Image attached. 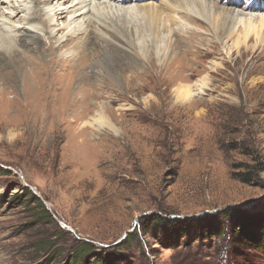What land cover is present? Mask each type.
I'll use <instances>...</instances> for the list:
<instances>
[{
  "label": "rangeland",
  "instance_id": "rangeland-1",
  "mask_svg": "<svg viewBox=\"0 0 264 264\" xmlns=\"http://www.w3.org/2000/svg\"><path fill=\"white\" fill-rule=\"evenodd\" d=\"M143 22L86 58L0 54V264H264V26L245 41L182 20L155 41L132 35ZM230 209L254 242L193 223Z\"/></svg>",
  "mask_w": 264,
  "mask_h": 264
},
{
  "label": "bare ground",
  "instance_id": "bare-ground-1",
  "mask_svg": "<svg viewBox=\"0 0 264 264\" xmlns=\"http://www.w3.org/2000/svg\"><path fill=\"white\" fill-rule=\"evenodd\" d=\"M228 1L230 6L224 8L225 5L220 0H217V3L216 0H164L161 4L156 0H0V54L14 57L18 50L15 51L12 44H18L30 47V50H35L34 53L50 56L49 60L57 59V55L64 59L70 57V53H65L67 50L78 51V56H84V53L80 54V44L93 43L97 46L107 41L97 32L109 35L114 40L117 38L133 44L128 35L125 38L122 36L127 32V29L122 27L124 23L117 29L116 26L121 21L131 23L137 16H142L144 22L140 27L135 26L139 27L135 29V35L130 28L132 35L141 37V31L145 30L155 41L164 31H171L172 27L182 20L195 25H199L201 21L210 22L218 26L214 29L229 36L238 34L236 25L240 23L243 27H240L238 35L243 40L246 41L251 35L259 37L264 26V7L256 9L261 5L258 3L260 0H250L252 3L256 1L255 4H248L247 0ZM219 2L222 5L218 4ZM241 2L246 4L245 11H262L259 17L261 29L251 19L247 21L243 15L246 13L241 8L237 9ZM41 31L48 35L50 45L45 37L40 35ZM41 45L46 46L44 52L42 49L38 50ZM202 82L196 89L190 85L181 86L178 92L188 97L193 92L203 91L207 86L206 83L202 85ZM100 118L102 119V116ZM95 121L92 119L87 123L96 124Z\"/></svg>",
  "mask_w": 264,
  "mask_h": 264
},
{
  "label": "trees",
  "instance_id": "trees-1",
  "mask_svg": "<svg viewBox=\"0 0 264 264\" xmlns=\"http://www.w3.org/2000/svg\"><path fill=\"white\" fill-rule=\"evenodd\" d=\"M34 199H36V196H34ZM45 212L50 214L47 210H45ZM220 216L225 217L227 219L226 222L221 221L219 219ZM220 216H217L213 219L208 218L207 220L201 219L193 223H196L198 225L197 227L200 226L208 234H211L212 236L230 233V230H232L238 235L239 238L242 239V241L254 242L253 240L257 239V237L253 234V232H251L249 229L246 228V225H245L246 223L243 221L242 218H240L239 215L236 214L235 210H231V209L226 210L222 212ZM157 218L163 219L161 216H158V215L147 216L146 222L143 223V225L141 226L144 229H146V225L148 226L149 224H152L154 221H156ZM168 223H169L168 231L171 232L172 235L175 237L176 236L178 237L179 233L183 231L182 229H184V231H187V229L190 227V226L187 227L184 225V228H182L183 225H181V222L179 219L169 220ZM126 240L130 243L135 242L138 245H142V242H141L142 240L140 236H138L137 232L129 233L126 236ZM93 249H94V245L92 243L86 242L82 244L81 249L76 250L75 253H77L79 256L88 255L90 252H92Z\"/></svg>",
  "mask_w": 264,
  "mask_h": 264
}]
</instances>
